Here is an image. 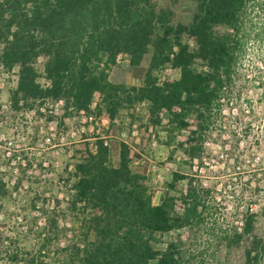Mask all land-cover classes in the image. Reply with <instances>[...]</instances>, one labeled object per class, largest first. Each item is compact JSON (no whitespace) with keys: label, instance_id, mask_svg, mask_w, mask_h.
<instances>
[{"label":"trees","instance_id":"1","mask_svg":"<svg viewBox=\"0 0 264 264\" xmlns=\"http://www.w3.org/2000/svg\"><path fill=\"white\" fill-rule=\"evenodd\" d=\"M195 1L191 21L175 23L172 12L153 0H0V63L8 70L19 68L10 93L12 107L31 109L48 100L62 101L68 111L90 116L103 106L114 117L120 93L127 91L148 102L156 123L167 113L170 125L183 130L193 115L202 127L247 43L264 34V0ZM123 56L141 80L130 90ZM41 57L46 83L40 81L37 67ZM167 65L179 69L180 77L160 81L157 71ZM97 95L101 100L93 108ZM75 152L71 200L74 210L88 212L84 225L90 233L71 261L181 264L177 243L160 246L156 235L196 220L197 190L190 183L181 193V181L188 177L174 171L161 202L155 204L144 177L131 166L126 143H108L97 136L94 142H79ZM6 193L0 177V195ZM178 200L187 205L182 207ZM263 259L264 249L245 254V264ZM24 264L38 263L30 258Z\"/></svg>","mask_w":264,"mask_h":264},{"label":"rangeland","instance_id":"2","mask_svg":"<svg viewBox=\"0 0 264 264\" xmlns=\"http://www.w3.org/2000/svg\"><path fill=\"white\" fill-rule=\"evenodd\" d=\"M153 1L170 10L175 23L190 22L196 10L195 0ZM186 40L195 46L191 37ZM122 59L127 89L140 86L129 59ZM44 63L42 57L37 62L42 83ZM18 71L0 63V177L7 185L0 195V264L30 258L38 264H77L71 259L90 233L84 225L89 214L73 209L69 177L78 161L77 144L97 136L129 146L131 166L144 177L155 204L174 171L188 177L181 181L183 195L190 183L197 190L194 223L156 235L160 246L177 243L181 264H245L248 249H264V34L247 43L202 127L191 115L183 130L170 125L167 113L154 122L148 102L127 91L120 93L114 117L103 106L87 116L51 100L16 110L10 93ZM157 75L160 81L177 79L180 71L167 65ZM100 100L97 95L93 108Z\"/></svg>","mask_w":264,"mask_h":264}]
</instances>
